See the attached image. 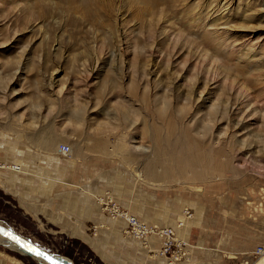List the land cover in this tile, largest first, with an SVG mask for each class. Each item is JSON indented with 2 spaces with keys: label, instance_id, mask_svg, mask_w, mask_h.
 Segmentation results:
<instances>
[{
  "label": "rangeland",
  "instance_id": "374dc122",
  "mask_svg": "<svg viewBox=\"0 0 264 264\" xmlns=\"http://www.w3.org/2000/svg\"><path fill=\"white\" fill-rule=\"evenodd\" d=\"M188 146L202 162L180 172ZM8 154L40 177L57 176L45 156L80 166L73 186L98 207L107 190L150 222L184 218L177 233L190 253L197 239L217 249L230 228L246 244L220 246L225 260L253 264L264 248V0H0V159ZM1 185L12 231L67 264H101L84 242L7 209ZM0 239V264L44 263Z\"/></svg>",
  "mask_w": 264,
  "mask_h": 264
},
{
  "label": "crops",
  "instance_id": "0c3cea01",
  "mask_svg": "<svg viewBox=\"0 0 264 264\" xmlns=\"http://www.w3.org/2000/svg\"><path fill=\"white\" fill-rule=\"evenodd\" d=\"M19 156L8 154L4 161H20L22 158L19 159ZM32 159L38 158H33L32 155ZM44 159L55 162L53 167L57 176H37L34 170L27 169L22 163L16 170L1 171V187L14 200L7 205V209L14 210L21 216L31 217L38 226H51L50 230L46 229L48 234L84 242L101 264H166L161 258H150L147 250L137 239L124 235L121 232L124 225L122 220L103 217L98 205L90 197L78 196L79 192L73 183L77 182L75 175L76 171L81 169L80 166H66V163H60L62 158L58 155L45 156ZM66 183L70 186L66 187ZM36 186L37 190H34ZM0 216H3L1 210ZM143 219L149 221L147 218ZM5 220L7 222L0 221L6 225L19 224L10 217H6ZM183 222L185 224L184 219ZM97 223L99 225H96V232L93 234L89 226ZM180 228L181 226L177 227L176 232ZM223 231L224 237L219 240L222 242L214 250H206L204 240L190 241L194 245L190 261L192 260L193 264H230L231 260H225L226 256L219 249L220 246L223 249H230L232 243H238L237 248L241 249L246 243L242 244L243 242L236 240L234 236L237 234L230 228ZM231 233L234 240L231 239ZM200 235L204 236L205 233L200 232ZM147 243L149 248L156 249L155 237H149Z\"/></svg>",
  "mask_w": 264,
  "mask_h": 264
},
{
  "label": "built area",
  "instance_id": "2783aa9c",
  "mask_svg": "<svg viewBox=\"0 0 264 264\" xmlns=\"http://www.w3.org/2000/svg\"><path fill=\"white\" fill-rule=\"evenodd\" d=\"M58 152L62 155L68 154L70 148L67 143H58ZM18 165L9 164L0 159V173L3 169H18ZM99 208L109 219H120L124 222L121 229L125 235L140 239L144 246H147L149 237L157 239V246L154 249L156 255L162 257L167 264H175L187 261L190 258V244L187 239L176 232V228L183 224L184 218H177L174 225L159 224L147 221L133 214L127 207L121 205L107 190L95 196ZM183 216H189L188 209L183 210ZM92 229L95 228L92 226ZM263 246L258 245L256 253H262Z\"/></svg>",
  "mask_w": 264,
  "mask_h": 264
},
{
  "label": "water",
  "instance_id": "95a60500",
  "mask_svg": "<svg viewBox=\"0 0 264 264\" xmlns=\"http://www.w3.org/2000/svg\"><path fill=\"white\" fill-rule=\"evenodd\" d=\"M0 234L6 236L7 238H10L12 241L20 243L21 245L24 246V248L19 249L18 253L20 255H25V256L33 258L32 254H35V255H38L40 258L44 259L45 261H47L48 264H67V262L65 261L63 256H60V255L55 254V253L47 252V251L41 249L40 246H35V248H29V249L26 248L27 243L24 240V239H26V237L18 234L15 231H12L8 225L1 223V221H0ZM0 243L5 244L2 241H0ZM33 259H35L37 262H40L36 258H33ZM40 263H42V262H40ZM42 264H44V263H42Z\"/></svg>",
  "mask_w": 264,
  "mask_h": 264
},
{
  "label": "bare ground",
  "instance_id": "6f19581e",
  "mask_svg": "<svg viewBox=\"0 0 264 264\" xmlns=\"http://www.w3.org/2000/svg\"><path fill=\"white\" fill-rule=\"evenodd\" d=\"M70 151L71 150H69V152H68V154L70 153ZM4 161V160H3ZM5 162H7V161H5ZM196 162H202V159H201V157L198 155V154H196L194 151H193V149L191 148V146H188V147H186L185 148V150L182 152V154H181V156H179L178 158H177V160H176V169H179V171L181 172V171H183V170H185L186 168L187 169H189L190 168V165L192 164V163H196ZM9 164H13V163H11V162H9ZM13 165H15V164H13ZM149 169L150 170H148L149 171V173H152V171H151V169H152V166L150 167L149 166ZM11 170H16V169H11ZM165 171V170H164ZM153 172H155V171H153ZM168 172H172L170 169H166V172L165 173H168ZM162 173V172H161ZM136 174H138L137 172H136ZM155 175V174H154ZM164 176V175H163ZM134 214V213H133ZM184 221H185V219H184ZM10 228V227H9ZM11 229V228H10ZM12 230V229H11ZM1 240V239H0ZM9 240V242H10V244H12V246H13V244H15L16 245V249L19 251V249L20 248H24V246L23 245H21L20 243H17V242H14V241H12L11 239H8ZM25 241H26V248H35V246L33 245V243L30 241V240H26V239H24ZM6 243V242H5ZM8 245V244H7ZM263 254H262V256L259 258V259H257L253 264H264V251L262 252ZM32 256L33 257H35L36 259H38V260H41L42 262H44L45 264H48V262L47 261H45L44 259H42V258H40L38 255H35V254H32ZM64 259H65V261L67 262V258H65L64 257Z\"/></svg>",
  "mask_w": 264,
  "mask_h": 264
}]
</instances>
